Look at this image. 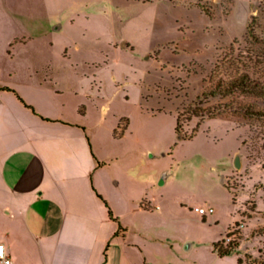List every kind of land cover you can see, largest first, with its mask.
Here are the masks:
<instances>
[{"label":"rangeland","instance_id":"374dc122","mask_svg":"<svg viewBox=\"0 0 264 264\" xmlns=\"http://www.w3.org/2000/svg\"><path fill=\"white\" fill-rule=\"evenodd\" d=\"M252 15L264 30V0H0V86L81 125L103 158L118 264H264V120H209L227 102L201 97Z\"/></svg>","mask_w":264,"mask_h":264},{"label":"crops","instance_id":"0c3cea01","mask_svg":"<svg viewBox=\"0 0 264 264\" xmlns=\"http://www.w3.org/2000/svg\"><path fill=\"white\" fill-rule=\"evenodd\" d=\"M35 111L53 122L0 90V243L8 258L12 264H118L109 210L117 216L99 180L103 158L90 149L81 125Z\"/></svg>","mask_w":264,"mask_h":264},{"label":"trees","instance_id":"16d2710c","mask_svg":"<svg viewBox=\"0 0 264 264\" xmlns=\"http://www.w3.org/2000/svg\"><path fill=\"white\" fill-rule=\"evenodd\" d=\"M205 13L208 15L207 12ZM258 20L259 19L253 15L250 17L245 34V40L249 44V47L245 51H241V53L234 55L232 58L230 57L227 62H220L215 65L210 72L208 79L209 89L203 91L201 97L226 101L227 103L224 105V108L219 106V108H214L212 112H208L206 118L209 120L216 119L226 112L232 115V117L264 120V30L261 29L258 32ZM0 90L13 93L25 108L29 109L34 115L41 117L16 91L7 87H0ZM196 114L197 113L193 112V116H198ZM41 118L44 121L53 122V120ZM179 118L176 121L175 127V132L178 135L180 133ZM188 119L189 118H187V120ZM200 119V121H202L204 116H201ZM199 123L192 131V137L196 133ZM98 198L102 200L99 195ZM105 205L107 206L106 203ZM108 214L110 218L117 222V219L112 217L110 210ZM235 226H237V223H235ZM229 234L230 233H228L227 236ZM262 235H264V227L256 228L252 233V236ZM233 236L238 237L230 239ZM231 237H228L229 241L227 243L224 240H220L213 244L214 251L219 257L232 255L238 250L241 239L240 235L234 234ZM244 257L248 260L253 259V257L248 254H244ZM237 264H244V260L239 257L237 259Z\"/></svg>","mask_w":264,"mask_h":264},{"label":"built area","instance_id":"2783aa9c","mask_svg":"<svg viewBox=\"0 0 264 264\" xmlns=\"http://www.w3.org/2000/svg\"><path fill=\"white\" fill-rule=\"evenodd\" d=\"M197 212L200 215H207V214H212L213 209L212 208H199L197 209ZM0 264H12L11 260L8 258L5 247L2 243H0Z\"/></svg>","mask_w":264,"mask_h":264},{"label":"water","instance_id":"95a60500","mask_svg":"<svg viewBox=\"0 0 264 264\" xmlns=\"http://www.w3.org/2000/svg\"><path fill=\"white\" fill-rule=\"evenodd\" d=\"M179 139H181L180 136H179ZM234 165H235V168L236 169H239L240 168V158H239V156L236 157L235 162H234ZM159 184L162 185L163 184V181H161Z\"/></svg>","mask_w":264,"mask_h":264}]
</instances>
